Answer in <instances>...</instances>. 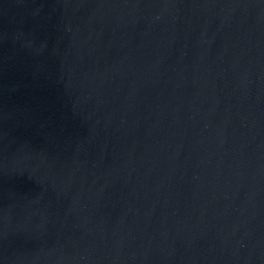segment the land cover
<instances>
[{"label": "water", "instance_id": "1", "mask_svg": "<svg viewBox=\"0 0 264 264\" xmlns=\"http://www.w3.org/2000/svg\"><path fill=\"white\" fill-rule=\"evenodd\" d=\"M0 264H264V0H0Z\"/></svg>", "mask_w": 264, "mask_h": 264}]
</instances>
